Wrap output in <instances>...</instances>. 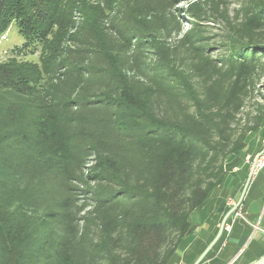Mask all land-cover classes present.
I'll return each instance as SVG.
<instances>
[{
	"label": "trees",
	"instance_id": "16d2710c",
	"mask_svg": "<svg viewBox=\"0 0 264 264\" xmlns=\"http://www.w3.org/2000/svg\"><path fill=\"white\" fill-rule=\"evenodd\" d=\"M61 1L0 0V35L16 21L53 54ZM246 27L223 61L182 40L170 66L69 65L70 93L41 84L54 62L0 63V264H174L264 135V23Z\"/></svg>",
	"mask_w": 264,
	"mask_h": 264
},
{
	"label": "rangeland",
	"instance_id": "374dc122",
	"mask_svg": "<svg viewBox=\"0 0 264 264\" xmlns=\"http://www.w3.org/2000/svg\"><path fill=\"white\" fill-rule=\"evenodd\" d=\"M263 15L264 0H62L61 23L53 27L50 36L53 54L49 50L43 51L38 43L25 44L18 23L13 21L0 35V63H29L45 70L54 62L58 64L57 69L49 74L43 72L41 84L61 80L66 83L64 89L70 93L73 81H79L82 76L65 77L64 73L71 70L69 65L94 64L102 68L114 57L113 60L119 63H126L129 59L128 62L135 67L142 62L151 66L159 63L170 66L161 57L170 55L182 40L204 46L211 58L223 61L234 43L233 34L247 30L246 26L254 22L264 23L260 19ZM261 83L264 84V77ZM263 139L264 135L260 134L249 139L252 152L259 148L260 141L264 144ZM4 141L0 136V144ZM4 155L2 150L1 159ZM254 158L248 161L246 156V164L251 166ZM92 163L88 160L86 168ZM235 175L231 172L228 181L214 191L223 190L224 195L230 193ZM5 179L9 178L1 180ZM261 187L260 218L264 215V181Z\"/></svg>",
	"mask_w": 264,
	"mask_h": 264
},
{
	"label": "crops",
	"instance_id": "0c3cea01",
	"mask_svg": "<svg viewBox=\"0 0 264 264\" xmlns=\"http://www.w3.org/2000/svg\"><path fill=\"white\" fill-rule=\"evenodd\" d=\"M263 148H257L256 152L249 148L247 157L256 156ZM246 163L234 167L239 169L233 171L237 175L230 193L224 195L223 190L216 192L214 190L222 185L216 187L206 203L195 211L194 229L182 240L174 264H195L204 253L198 264H252L264 255V215L260 218L264 167L254 173L241 202L245 218L233 222L230 214L225 222L232 223L231 231L222 229L219 235L222 222L231 210L228 198L234 197L238 201L241 198L251 168Z\"/></svg>",
	"mask_w": 264,
	"mask_h": 264
},
{
	"label": "built area",
	"instance_id": "2783aa9c",
	"mask_svg": "<svg viewBox=\"0 0 264 264\" xmlns=\"http://www.w3.org/2000/svg\"><path fill=\"white\" fill-rule=\"evenodd\" d=\"M250 158H251L250 156L247 157L248 161L250 160ZM263 167H264V152L261 155V157L257 160L255 172H257L259 169ZM238 169H239L238 167L234 168V170H238ZM227 202L229 207L233 210L231 213L233 222L239 218H245L242 210V203H239V201L234 197H229ZM231 228H232V223L225 222L224 225L222 226V229L226 230L227 232H230Z\"/></svg>",
	"mask_w": 264,
	"mask_h": 264
},
{
	"label": "water",
	"instance_id": "95a60500",
	"mask_svg": "<svg viewBox=\"0 0 264 264\" xmlns=\"http://www.w3.org/2000/svg\"><path fill=\"white\" fill-rule=\"evenodd\" d=\"M263 152H264V148L255 156V158H254V160H253V163H252V165H251V168H250V173H249V176H248V178H247V181H246V183H245V185H244V188H243V191H242V195H241V198H240V200H239V203H241L242 202V200H243V198H244V196H245V193H246V191H247V189H248V187H249V184H250V182H251V180H252V177H253V175H254V173H255V170H256V163H257V160L261 157V155L263 154ZM232 209L227 213V215L225 216V218H224V220H223V222H222V225H221V229H220V233H219V235L221 234V232H222V226L224 225V223H225V221H226V219H227V217L232 213ZM205 254V253H204ZM204 254L196 261V263L195 264H198L199 263V261L202 259V257L204 256ZM252 264H264V255L262 256V257H260L258 260H256L255 262H253Z\"/></svg>",
	"mask_w": 264,
	"mask_h": 264
}]
</instances>
